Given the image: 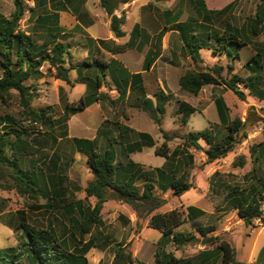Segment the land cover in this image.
Returning a JSON list of instances; mask_svg holds the SVG:
<instances>
[{
	"label": "trees",
	"instance_id": "16d2710c",
	"mask_svg": "<svg viewBox=\"0 0 264 264\" xmlns=\"http://www.w3.org/2000/svg\"><path fill=\"white\" fill-rule=\"evenodd\" d=\"M24 1L13 0V10L9 17L0 15V102L6 103L14 94L25 121L43 126L50 131L54 129V126L61 123L63 126L61 134L63 139L67 136L66 122L68 119L83 111L91 101L99 99L98 90L102 87L109 65L93 60L89 63L83 62L76 66L65 67L68 51L64 44L57 41L58 35L51 32L50 38L38 45L33 42L30 35L19 32L18 22L25 12ZM31 1L37 3L43 0ZM128 1L99 0V5L110 18L109 29L116 38L124 36L121 29L124 24V15L121 14L120 17H117L115 11ZM154 1L163 2L167 0ZM189 5H191L194 12V20L181 23L178 22L179 16L176 15L171 26L179 35L182 50L195 66V69H189L180 77L178 81L180 89L196 96L204 86L224 85L226 89L243 100L244 93L238 89L237 85L245 86L252 93L251 85L255 84L253 81L256 80V84L260 83L258 75L253 76L250 72L247 77L242 78L233 74L230 79H226L222 76L223 68L221 66L203 67L198 65L203 63L200 51L204 49V43L197 37L196 30L199 29V25L204 27L205 23L210 24L214 17L225 13L230 5L220 11L207 10L203 0H189ZM33 13L34 10L32 8L29 9V20L32 18ZM38 18L43 22L54 19L50 17L44 18L40 15ZM247 20L249 23L247 32L226 23L223 33L217 38L218 43H223L225 51L222 52L226 53V57L231 60H234L238 55L234 56L232 51L226 47L231 46L238 51L246 44L251 43V37L254 39L261 34L264 24V0H261L257 5L254 16ZM53 30L59 31V29L55 28ZM165 32L166 30L164 29L156 36L153 50L155 52L153 55L150 53L146 56L145 70L149 69L153 57L157 56L158 51L161 50V39ZM44 65L47 66L48 73L52 74V71H54L53 76L68 85L71 84L68 75L69 71L75 70L78 81L86 86V95L76 103H67L62 90L59 91V102L63 105V114L57 120H53L48 114L51 110L50 107L37 110L31 108V102L36 98L34 93L36 89L25 84L28 80L41 77L40 68ZM247 65L249 69L254 68L256 72L261 70L264 65V50L255 52V55L247 61ZM85 71L93 73L88 75ZM227 72L231 73L232 67L228 66ZM131 78L140 79V76L134 75ZM119 93L120 96L123 95L120 89ZM254 95L263 97V94L258 91ZM170 98V95L158 91L154 94L155 104L150 99H143L137 107L148 112L151 120L159 126L165 113V106L170 101ZM216 104L220 124L225 126L226 130V135L220 141L215 142V136L211 134L212 130L190 132L182 138H179L176 133L168 134L161 131L163 143L155 147L154 154L168 161L170 158L174 159L175 157L186 155V149L190 146L195 149H201L200 142L203 141L207 146V149L204 150L206 156L205 164H212L226 158L232 152L234 146L239 143L241 137L238 135V131L243 124L237 119L225 123V107L220 101H216ZM195 112L196 109L188 103L179 100L175 102L174 115L180 116L182 124H186L190 116ZM120 128L123 131V127ZM124 128L126 129V127ZM27 130L28 127L22 125V120L12 115L0 114V166L11 170L13 189L21 195L33 193L37 187L33 167L30 165V171H26L18 166L23 159L38 152V149L26 139ZM137 137L139 142L134 145L133 151L140 150L145 146H154V142L148 135L138 133ZM176 138L184 140L183 147L170 152L166 143ZM52 143L56 147L57 139L55 137L52 138ZM72 143L76 151L87 158L86 166L92 178L87 182L84 192L86 197H93L96 203L91 209L84 210L79 200L65 201L64 194L66 191L63 187L65 177L51 174L48 175V194L50 197L47 202L49 206H55L56 209L61 208L65 213L74 211L78 213L81 219L80 222H75V229L79 235V240L76 244L78 246L70 250L68 241L65 238L59 240L52 229H38L28 225L21 219L16 227L21 232L20 240L15 247L0 250V264H22V261L26 262L25 264H87L85 255L90 249L94 248V245L90 241L83 242V236L89 233L92 226L101 224L96 219V216L99 214L103 203L110 200L120 201L131 208L136 215V231L141 229L142 221L145 219L148 221L147 227L149 229L156 230L161 234V239L156 244L157 253L155 254L154 264H191L188 261L184 262L181 259H175L165 249L169 244L177 249L184 245L198 243L200 239L206 245V240L209 238L208 235L215 232L214 227L197 226L195 227V233L175 231L186 222L204 213L193 207H188L185 211L174 209L163 213L157 212L165 204V201L155 195L153 184L145 183L141 192H138L133 188L135 175L127 176L125 180L118 182L116 176L119 166L114 164V157L110 151H98L94 141L73 139ZM186 159L192 162V155L187 154ZM243 165L244 163L239 161L238 165L235 166L242 167ZM157 173L158 189L163 192L170 188L172 195L178 197L193 188L186 183V175L184 173L176 177L178 174L177 169H173L172 164L168 162L162 169H158ZM251 194L252 197L245 206H240L239 203L232 205V208L237 210L238 216L246 225H249L253 219H258L262 215L261 203L264 200L262 196L264 190L261 192L256 190V192L253 191ZM217 239L218 237H214V244ZM214 244L210 243L206 246L211 247ZM214 254L219 257L220 264H242L236 261L234 250L226 242L220 243L214 250L201 252L198 264H210L209 260ZM132 263L133 258L128 246L126 244H117L111 264Z\"/></svg>",
	"mask_w": 264,
	"mask_h": 264
},
{
	"label": "rangeland",
	"instance_id": "374dc122",
	"mask_svg": "<svg viewBox=\"0 0 264 264\" xmlns=\"http://www.w3.org/2000/svg\"><path fill=\"white\" fill-rule=\"evenodd\" d=\"M204 1L206 9L220 11L229 4L230 0ZM260 1L237 0L230 4V7L225 13L214 17L210 24L205 23L204 27L199 25V29L196 30L197 37L204 43V49L201 50L200 57L206 59L209 63L206 67L221 66L223 68L222 76L226 79H230L236 73V75L245 78V75L251 72L253 76L258 75L260 77L258 79L260 83L256 84V80L253 81L255 84L251 85L252 93L245 86L237 85L238 89L244 93V99L239 100L244 104L241 105L243 108L238 109L237 114L231 117V119L240 120L243 126L238 131V135L241 137L239 143L234 146L232 152L226 158L208 164L205 170V166H203L206 160L204 150L207 149V146L201 141V149H195L191 146L188 147L186 155L190 153L193 156V163L195 165L193 166L191 163L187 164L186 161L188 159H186V155L180 156L178 160L180 161V172H185L186 183L194 186L195 189L191 188L178 197L172 195V190L163 193L167 198V202L157 210L159 213L166 212L169 209L184 211V209H179V205H173V203H182L184 206H187L189 203V206H194L191 203L194 198H196V202L200 200L196 205L203 207L207 211L204 215L196 216L195 219L183 224L178 228L177 232L195 233V227L197 226L215 228V232L208 235L209 238H213V241L210 242L211 244H214V237H218L217 242L211 247L206 246L207 243L204 245L201 239L198 243L184 245L177 249L170 244L166 246L165 251L171 253L175 259H181L184 262L188 261L191 264H198L200 259L199 254L201 252L214 250L222 242L228 243L234 250L236 261L242 264H264V200L261 203V217L253 219L249 225H246L238 216L237 210L232 208V205L235 203H239L240 206H245L249 202L252 197V194L249 193L251 187L256 186L257 189L263 186V183H259V175H254V173L249 171L252 168L257 170L262 161L259 151L260 146H264V71L259 70L256 72L254 68L249 69L247 61L255 55L254 51L264 50V24L261 34L254 39L251 37V43L246 44L238 50L242 51L239 53V60L227 58L226 53L222 52L225 51L223 43H218L217 41V38L223 33L226 23L247 32L249 26L247 19L254 16L256 7ZM170 2H172V8L179 7L184 12L183 20L188 15H193L189 0H170ZM163 5L165 6L167 4L163 3ZM24 6L25 12L18 22V30L20 33L30 35L33 42L40 45L45 41L44 38L47 32L42 29H34L33 21L42 12L41 10L34 11L32 18L29 20V9L33 6L28 0L24 1ZM12 10L13 0H0L1 14L9 17ZM226 48L234 52L233 54L236 56L237 50L231 46ZM183 54V58L180 60L183 67L187 66L188 69H195V66L190 60L188 62L186 61V58H188L187 55L185 53ZM242 64H245V67H242ZM198 65L204 66L203 63L202 65ZM235 65L238 67V70H236ZM228 66L232 67L231 73L227 72ZM40 71L42 73L41 77L25 82L27 86L36 89L34 92L36 98L32 100L31 108L37 110L39 108L50 107L51 110L48 114L53 120H57L63 114V105L58 101V90L60 88L56 86L57 79L53 76L54 71H52V74L47 72L46 65L42 66ZM91 73L93 72H86L88 75H92ZM218 91L223 93L228 91V89L224 85L212 88L211 90L208 88V90L201 93V96L204 98L209 95L218 96L220 95ZM257 91L262 93L263 97L254 95ZM81 92H83V88L75 86L71 94L68 95L69 102L78 99ZM185 97L191 101L193 100V96L188 93H185ZM252 103L262 104L263 109L259 111V114L256 112L257 108ZM174 110L175 102L173 104V112ZM0 114L12 115L22 120V125L28 127L26 139L38 149V152L23 159L18 164L21 169L26 171H30V165L33 167L37 182V187L33 193L25 195L17 193L13 189L11 170L7 167L0 166V250L17 245L21 232L16 227L21 219L28 225L38 229H52L59 240L65 238L68 241L69 248L72 250L78 246L76 244L79 240L78 231L75 229V222L78 223L81 219L76 211L65 213L61 208L56 209L55 206L51 207L48 205L47 199L50 197L48 194V175L65 177L63 183L66 191L64 194L65 201L71 202L79 200L84 210L91 209L95 205V200L93 198H87L83 192V188L91 177L86 166V158L75 154L69 139H62L63 126L61 123L54 126V129L50 131L48 128L25 121L21 115V109L16 103L14 94L6 103L0 102ZM209 118H211V115H209ZM172 121L167 111L162 116V127L165 130L178 129L173 133H176L179 138L187 135V132H193L192 128L198 130L199 125L203 126L205 124V119L201 115H195L192 122H189V124L186 123L187 125L182 124L180 118L178 120L179 122L174 121L172 124ZM193 121L199 125H192ZM131 124L135 128L147 132L156 133L158 129V126L148 117V113L142 114L135 124L134 122ZM215 132L223 133L222 137L219 134L214 137L215 142L220 141L226 135V130L223 127H213L211 132L212 136ZM54 137L59 141L56 149L52 143V138ZM179 138L175 139V143L180 144L179 148H182L184 140ZM141 157L147 160L144 162H148L150 160L149 157H152V153L149 151L145 152ZM240 160L245 165L242 167L233 165V163L238 165ZM55 162L57 163L53 166ZM194 168H197V170ZM195 170L196 176H191V173H195ZM223 186L228 187V189L230 187L233 188L235 191L234 198L224 199L226 190L223 189ZM157 193L161 194L158 191ZM202 194H205V196L203 197ZM201 196L202 198L200 199ZM262 196L264 197V194ZM113 201L110 200L102 206L99 214L96 216V219L101 224L92 226L89 233L83 236V242L90 241L94 245V248L90 249L85 255L87 264H111L115 246L118 242L122 245L126 243L128 246V250L131 252L133 258L132 264H154L155 254L157 253L156 247L152 245L148 246L142 241L150 242L151 240H156L158 237H161V234L153 229L144 230L142 236H139V230L133 233L132 226L127 224V219L133 217L132 213H128V208L124 210L123 208L115 207ZM120 215L123 216L119 218ZM145 221L144 219L142 222L144 223ZM135 236H138L140 241H135ZM131 238V242H126ZM25 263L22 261V264ZM209 263L220 264V259L214 254L210 258Z\"/></svg>",
	"mask_w": 264,
	"mask_h": 264
},
{
	"label": "crops",
	"instance_id": "0c3cea01",
	"mask_svg": "<svg viewBox=\"0 0 264 264\" xmlns=\"http://www.w3.org/2000/svg\"><path fill=\"white\" fill-rule=\"evenodd\" d=\"M28 1L32 4V9L34 11L41 10L42 13L40 16L44 18H54L53 20L43 22L39 20L38 15L33 21V28L42 29L47 32L44 38L45 41L50 38L52 33L58 35L57 41L64 44L68 51L65 67H69L70 65L76 66L83 62L89 63L93 60H98L109 65V70H107L105 74L102 87L98 90L100 94L99 99L97 101H91L83 111L71 116L66 122V139L70 140L75 154L83 156L76 151L72 143L73 139L94 141L98 151H110L113 154L114 164L119 166L116 176L118 182L125 180L127 176L135 175L133 188L136 191L141 192L145 183H151L154 186L155 195L167 202V198L163 193L171 189L169 188L165 192L158 189L159 181L157 170L162 169L168 162L172 164L173 169H177L178 174L176 177H179L182 173L185 174V172H180V161L178 160L180 156L174 159L170 158L167 161L165 158L156 156L154 154V149L163 143L161 131L171 134L178 129L173 128L171 130H165L161 122L159 126L157 125L158 129L156 133L135 128L131 123L134 122L135 124L142 114L148 113L137 107L140 101L143 99H150L152 103L155 104L154 94L158 91L170 95V101L165 106V113L168 111L170 120H173L172 124L180 118L179 116H173L174 102L179 100L188 103L196 109V112L190 116L187 124L192 122L195 115H201L203 119H205V124H202L203 126L194 121L193 124L190 123L192 125H199L198 130L192 128V133L212 130L213 127H223L225 129V126L220 124L216 101H220L223 107H225V123L234 120L231 119V117L236 115L238 109H242L243 107L241 105L244 104L240 102L241 100L230 90L223 93L218 91L220 92L218 96L209 95L205 98L201 96V93L208 90V88L211 90L218 86H204L196 96L190 94L193 96L192 101L185 97V93L187 92L180 89L178 81L189 69L187 66L183 67V64H181L180 60L184 55L182 43L177 31L173 30L171 26L174 23V17L176 15L179 16L178 22L181 23L194 20L195 15L192 8L193 15H188L186 19L183 20L184 12L180 10L179 7L172 8V2H170V0L163 2H155L154 0H129L126 4L119 6L115 11L117 17H119L120 14L124 15V24L121 27L124 36L116 38L109 29L110 18L99 5V0H43L37 3L31 0ZM235 1L237 0H230L228 5ZM163 3L167 5L164 6ZM0 15L6 17V15L1 13ZM54 28L59 29V31L56 32L53 30ZM164 29L166 32L161 39V50L158 51L157 56L153 57L149 69L145 70V58L150 53L153 55L155 52L153 50L156 36ZM240 52L242 51H236L238 56L234 60L240 59ZM255 52L257 51H254V53ZM233 53L234 52H232V54ZM202 60L204 64L203 67L209 65L206 59ZM186 61L188 62L189 59L186 58ZM242 67H245V64H242ZM237 68L236 66V70H238ZM263 70L264 65L261 71ZM108 71H110V73H108ZM68 75L71 83L70 85L58 79L56 81V86L60 88L58 90V101L59 91L62 90L67 103H76L86 95V86L78 81L75 70H70ZM134 75H139L140 79H132L131 77ZM248 75H245V77ZM75 86L82 87L83 92L79 94L78 99L69 102L68 95L71 94ZM119 89L123 92L122 96H120ZM252 104L257 108L256 112L259 114V111L263 109L262 104ZM209 115H211V118H209ZM114 120L116 121L114 122ZM120 127H123V131ZM124 127H126L127 130ZM138 133L148 135L154 142V146H145L140 150L133 151L134 145L139 142L137 137ZM188 133L190 132H187V134ZM216 133L217 132H215L213 136L218 134L220 137L223 136V133ZM113 135H115V137H113ZM58 143L59 141L57 140V144ZM166 146L169 151L172 152L178 149L180 144L175 143V139H173L168 141ZM200 147L202 148L201 143ZM148 151L152 153V157H149L150 160L148 162H144L146 159L142 158L141 155ZM259 154L262 158L261 164H259L260 166H258L257 170L252 168L249 172L254 173V175H259V183H263L264 186V146H260ZM186 162L187 164L191 163V165H195L193 163V156L192 162L189 160ZM56 163L57 162L53 163V166ZM233 165L237 164L233 163ZM203 166H205V170L208 167L205 161ZM194 169L197 170V168ZM196 170L195 173H191V176H196ZM91 178L92 177H90L88 181H90ZM263 186L257 189L256 186L251 187L249 193L251 194L253 191L256 192V190L257 192L263 191ZM85 187L83 188V192ZM192 187L195 189L194 186ZM220 187L222 188V186ZM223 189L226 190L224 199L234 198L233 195H235V191L233 188L230 187V189H228V187L223 186ZM157 191L161 192V194H158ZM205 194H202L203 197ZM201 198L202 196L200 199ZM196 201V198H194L193 202H191L194 206H189V203L187 206H184L182 203H173V205H179V209H184V211L188 207H193L205 214L207 211L203 207L196 205L200 200H198V202ZM108 202L109 201L103 203L102 206ZM113 204L115 207L123 208L124 210L128 208V213H132L133 217L127 219V224L132 226V232L135 233V213L131 208L129 209L127 205L120 201H113ZM168 211H171V209ZM121 216L123 215H120L119 218ZM147 222V220L144 223L142 222L139 236H142L144 230L149 229L147 227ZM177 230L178 229L175 231L177 232ZM160 239L161 237H158L156 240L154 239L150 242H142H144V244L146 243L148 246L152 245L156 247ZM131 241L132 238L126 242L129 243ZM135 241H140L138 236Z\"/></svg>",
	"mask_w": 264,
	"mask_h": 264
},
{
	"label": "water",
	"instance_id": "95a60500",
	"mask_svg": "<svg viewBox=\"0 0 264 264\" xmlns=\"http://www.w3.org/2000/svg\"><path fill=\"white\" fill-rule=\"evenodd\" d=\"M212 241H213V238L210 237V238H208V239L206 240V243L209 244V243L212 242Z\"/></svg>",
	"mask_w": 264,
	"mask_h": 264
},
{
	"label": "built area",
	"instance_id": "2783aa9c",
	"mask_svg": "<svg viewBox=\"0 0 264 264\" xmlns=\"http://www.w3.org/2000/svg\"><path fill=\"white\" fill-rule=\"evenodd\" d=\"M121 15V14H120ZM120 17V16H119ZM261 211H262V209H261Z\"/></svg>",
	"mask_w": 264,
	"mask_h": 264
}]
</instances>
